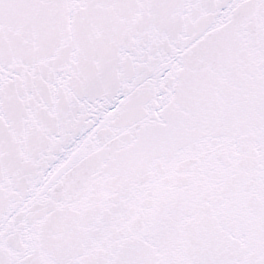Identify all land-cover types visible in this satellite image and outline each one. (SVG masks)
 <instances>
[{"label": "snow or ice", "instance_id": "6c2138e0", "mask_svg": "<svg viewBox=\"0 0 264 264\" xmlns=\"http://www.w3.org/2000/svg\"><path fill=\"white\" fill-rule=\"evenodd\" d=\"M0 264H264V0H0Z\"/></svg>", "mask_w": 264, "mask_h": 264}]
</instances>
